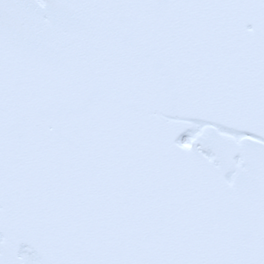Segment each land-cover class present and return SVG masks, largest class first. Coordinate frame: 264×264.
Returning a JSON list of instances; mask_svg holds the SVG:
<instances>
[{"label":"snow or ice","instance_id":"1","mask_svg":"<svg viewBox=\"0 0 264 264\" xmlns=\"http://www.w3.org/2000/svg\"><path fill=\"white\" fill-rule=\"evenodd\" d=\"M0 264H264V0H0Z\"/></svg>","mask_w":264,"mask_h":264}]
</instances>
